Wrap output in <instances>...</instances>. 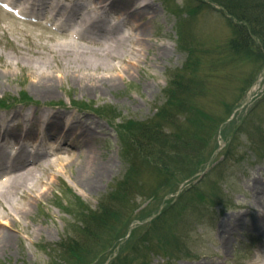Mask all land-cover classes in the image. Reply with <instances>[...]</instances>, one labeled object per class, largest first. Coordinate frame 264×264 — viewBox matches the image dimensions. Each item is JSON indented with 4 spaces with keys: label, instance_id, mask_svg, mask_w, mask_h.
<instances>
[{
    "label": "rangeland",
    "instance_id": "obj_1",
    "mask_svg": "<svg viewBox=\"0 0 264 264\" xmlns=\"http://www.w3.org/2000/svg\"><path fill=\"white\" fill-rule=\"evenodd\" d=\"M150 1L156 13L139 21L149 35L147 47L139 60L129 58L122 66L115 62L118 72L101 74H113L117 85L98 90L74 81L70 73L60 79L53 46L71 38L96 46L72 35L77 28L62 31L47 19L49 14L24 19L0 8V117L16 110L28 117L49 111L92 128L99 124L106 134L97 133L92 148L98 161L113 164L96 189H84L75 180L83 155L77 157L69 142H59L60 153L48 154L50 160L67 158L69 151L74 156L46 172L37 170L44 183L29 184L30 214L7 218L0 207V226L11 235L7 246L0 244V264L264 262V230H237L226 249L220 248L218 233L228 215L238 214L246 222L258 217L260 206L255 211L243 205L251 201L254 180L264 194V66L253 56L229 50L232 31L217 4ZM115 17L108 15L111 23L118 22ZM118 31L130 34L126 27ZM160 46L167 49L164 57L158 56ZM39 64L56 71L52 96L31 92L30 72ZM179 107L189 119L175 115ZM155 129L163 140L148 138L145 155H153L136 158L135 168L133 139ZM81 142L76 139L77 145ZM117 182L125 183L120 191L127 200L113 192ZM102 201L111 207L109 225L82 240L79 253L56 250L63 240L80 239L81 211Z\"/></svg>",
    "mask_w": 264,
    "mask_h": 264
},
{
    "label": "bare ground",
    "instance_id": "obj_2",
    "mask_svg": "<svg viewBox=\"0 0 264 264\" xmlns=\"http://www.w3.org/2000/svg\"><path fill=\"white\" fill-rule=\"evenodd\" d=\"M10 3H19L31 12L35 9L37 14L44 15L47 11L53 22L60 19L57 24L61 27L76 22L73 26L74 30H77L72 32L73 35L96 46L77 43L71 38L64 44L53 46L52 55L61 68V80L65 79L66 73H70L74 81L90 84L95 90L117 85V77L113 74L109 77L101 75L106 71L118 72L115 62L122 66L129 58L130 61L139 60L137 58L143 48L147 47L146 38L149 36L145 25H139V21L147 14L156 13L150 0H10ZM106 13L116 15L118 22L111 23L107 19L109 14ZM125 27L130 31L129 35L119 33L118 30ZM92 29L96 30V33ZM157 50L159 57H164L167 53L164 46L158 47ZM143 69L141 67V70ZM55 72L49 64H39L35 67L30 72L34 82L32 94L37 97L54 95L58 81ZM21 95L26 96L23 91ZM66 117L63 112L49 111H44L41 116L36 112L28 117L17 110L0 117V168H6L2 173L7 176L5 180L0 181V207L3 216L13 219L16 214L28 216L32 209L27 191L29 184L35 182L34 186H39L44 183L37 177V170L43 168L45 171L69 161L74 156L72 151H69L67 158L57 157L53 161L50 160V151L60 153L59 142H69L79 152L77 157L83 155L84 160L81 161L75 180L84 189H96L97 181L111 170V160L98 161L91 145L97 138L96 134H106V130L99 124L92 128L86 125L84 120L73 121ZM76 139H81L80 145H77ZM48 144L54 145L55 148L45 154ZM255 182L260 183L253 181L252 187L249 188L251 201L243 207L256 211L260 206L259 211H256L258 217L252 222H246L238 214L228 215L227 220L218 228L221 249H226L227 243L235 238L237 230L250 229L256 233L264 230V194L259 191L260 188ZM227 234L230 235L227 237ZM10 238L11 235L0 226V244L7 246Z\"/></svg>",
    "mask_w": 264,
    "mask_h": 264
},
{
    "label": "trees",
    "instance_id": "obj_3",
    "mask_svg": "<svg viewBox=\"0 0 264 264\" xmlns=\"http://www.w3.org/2000/svg\"><path fill=\"white\" fill-rule=\"evenodd\" d=\"M214 4L221 7L223 15L228 19V25L232 31V36L228 41L229 50L236 55H248L253 56L260 66H264V0H209ZM177 102L180 103V100ZM186 111L179 107L177 109L178 118H183L185 120ZM184 116V117H182ZM189 119V118H186ZM181 121V119H179ZM154 134H147L146 130L142 132L141 135L133 139V148L130 152L132 153V166L136 168L137 159L141 160L144 157H148L150 154H146L149 149L150 141L148 138H156L158 140H163L161 133L158 129L153 130ZM141 138H145L141 140ZM149 156V157H151ZM141 157V158H140ZM122 184V185H121ZM125 186L124 182L115 183L113 185V192L115 194L124 198L126 195L121 192L120 189ZM110 200V199H109ZM115 206V205H114ZM111 207L107 204V201H102L97 208L92 209L90 207L83 208L81 211V218L79 223L81 224L80 231L82 235L80 239L77 237L75 239L68 238V240H63L67 242H62L56 250L59 252H66L70 254L79 253L80 247L85 246L82 244V240H87L91 238L96 233H99L103 229L104 225H109L111 216ZM69 244L72 248H67L66 245Z\"/></svg>",
    "mask_w": 264,
    "mask_h": 264
}]
</instances>
